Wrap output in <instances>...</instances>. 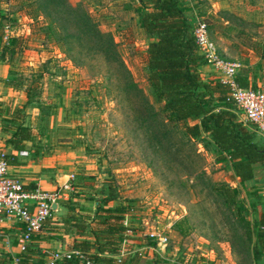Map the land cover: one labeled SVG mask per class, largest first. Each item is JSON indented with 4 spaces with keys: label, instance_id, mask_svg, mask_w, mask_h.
<instances>
[{
    "label": "rangeland",
    "instance_id": "1",
    "mask_svg": "<svg viewBox=\"0 0 264 264\" xmlns=\"http://www.w3.org/2000/svg\"><path fill=\"white\" fill-rule=\"evenodd\" d=\"M254 1L232 0L236 12L222 14L238 27L233 36L242 46L255 42L254 38L264 44V0L256 2L263 1L257 8L250 6ZM68 2L86 11L100 31L111 35L131 81L153 111L134 110L138 100L124 89L122 79L88 54L85 46L69 45L73 50L67 51L51 20L41 17L32 0H0L2 34L7 31L8 41L16 38L4 61L7 81L25 99L17 108L21 122L47 139L45 147L73 151L71 181L83 197L105 196L112 189V202L123 201L129 207L124 215L132 233L141 230L165 237L164 251L176 263L261 264L262 260L252 259L241 223L254 221L264 207V184L249 186L250 190L234 186L229 164L215 159L205 135L189 141L181 124L169 121L162 126L160 103L146 80L148 38L134 14L129 17L131 11L118 14L120 5L104 8L100 2L94 6L95 0ZM254 18L260 21L250 22ZM76 48L83 54L79 63L68 57L76 55ZM237 56L231 58L241 62ZM150 128L166 133L162 145L149 138ZM220 183L236 188L239 209L224 206L210 188Z\"/></svg>",
    "mask_w": 264,
    "mask_h": 264
},
{
    "label": "trees",
    "instance_id": "2",
    "mask_svg": "<svg viewBox=\"0 0 264 264\" xmlns=\"http://www.w3.org/2000/svg\"><path fill=\"white\" fill-rule=\"evenodd\" d=\"M138 1L140 8L137 21L148 38L144 48L146 80L156 101L160 103L159 122L162 126L169 121L181 124L183 137L189 141L201 134L205 135L212 145L215 159L229 164L231 180H252L254 167H264V142L259 141L261 136L227 100V86L216 78L201 79L198 66L202 63V57L197 53L193 41V20L186 14L188 7L181 0ZM32 3H35L41 17L51 20L60 40L67 45V51L73 50V46L69 45L85 46L88 54L108 64L116 76L122 79L124 89L138 100L134 110L146 113L153 111L145 96L131 81L111 35L100 31L86 11L79 6H71L68 0H32ZM1 28L0 19V60H5V53L16 43V38H10L5 44ZM76 52V55L69 53L68 57L79 63L78 57L83 54L77 48ZM257 53L264 59V50ZM239 70L235 74L237 84L253 88L248 86L244 72ZM153 115L151 113L149 117ZM147 120V116L144 117V121ZM149 132V138L162 145L166 133L152 128ZM30 133L28 127L18 123L7 141L15 150L23 149V142L31 138ZM212 187L224 206L240 208L235 187L223 183L211 184ZM114 194L109 189L107 195L94 197L96 206L86 227L93 235L95 252L89 254L80 249L94 262H125L123 254L118 253L120 240L129 236L125 234L126 229L133 230L130 226L122 225L124 213L129 207L123 201L113 203ZM87 219L81 216L77 221ZM84 226L80 224V227ZM241 226L251 244L252 259L262 260L261 264H264V209L259 210L251 223L243 219Z\"/></svg>",
    "mask_w": 264,
    "mask_h": 264
},
{
    "label": "crops",
    "instance_id": "3",
    "mask_svg": "<svg viewBox=\"0 0 264 264\" xmlns=\"http://www.w3.org/2000/svg\"><path fill=\"white\" fill-rule=\"evenodd\" d=\"M137 4L138 0H135ZM182 4L188 7L187 16L192 17L190 8L194 9L201 17L208 20L209 40L216 46L221 55L226 58L239 55L241 59V70L246 76L248 86L260 88L264 92V59L260 58L258 51L264 50V44L255 39L249 45H241L233 35L238 30L235 24L223 17L222 14L230 15L236 12L232 7V0H181ZM252 1V0H251ZM255 0L252 7H258ZM100 2L104 8L108 4L120 5L118 14L131 11L130 18L134 14V20H138L139 4L130 5L124 0H95L91 2L94 6ZM122 4H124L122 6ZM102 6V5H101ZM122 7V8H121ZM260 7V6H259ZM244 20L243 18H241ZM250 22H259L257 18L249 19ZM262 22H264L262 20ZM141 31L143 32L142 28ZM232 31V32H231ZM231 33V34H230ZM237 47V50L235 49ZM239 50H246L247 53H239ZM234 51L235 54H232ZM237 52L239 54H237ZM197 53H199L197 51ZM238 57V56H237ZM237 60V59H235ZM238 61V60H237ZM198 72L202 80L218 79L213 69L203 62L198 66ZM8 65L0 60V151L7 155L8 170L12 174L20 176L27 188L38 186L45 190L55 189L60 186V195L54 203L53 213L50 219L44 222L39 232L31 236L26 250L20 253L17 248V238L21 234V224L15 220L0 221V264H46V258L50 251L55 249L77 248L92 254L95 252L93 235L88 230L87 223L90 215L95 209L96 202L91 197H83L80 187L73 186L69 178L73 172V164L76 162L73 151L63 146L45 147L48 144L43 136L30 133V140L24 141V148L15 150L7 139L16 124H21L17 108L25 103L23 94H18L9 83ZM264 142L262 137H259ZM45 147V148H44ZM48 151V152H46ZM20 152H23L22 154ZM233 185L245 190L253 189L254 186L264 184V167L255 166L252 180L238 182L231 180ZM253 186V187H252ZM244 187V188H243ZM264 200V199H263ZM264 209V207H262ZM84 216L86 221L80 220ZM125 217V215H124ZM76 219V220H75ZM127 223V217H125ZM80 224H85L80 227ZM149 234L136 230L135 233L121 238L119 254L125 257L124 264H174L176 263L169 254L165 253L164 247L157 246L155 239L147 238ZM105 255H107L105 253ZM118 257V256H117ZM18 258V261H14ZM56 264H80L76 260L60 261Z\"/></svg>",
    "mask_w": 264,
    "mask_h": 264
},
{
    "label": "built area",
    "instance_id": "4",
    "mask_svg": "<svg viewBox=\"0 0 264 264\" xmlns=\"http://www.w3.org/2000/svg\"><path fill=\"white\" fill-rule=\"evenodd\" d=\"M190 10L193 20V41L202 57V62L210 66L218 80L227 86V100L240 113L242 119L251 124L254 131L264 139V92L260 88L241 87L237 84L235 74L241 67V63L219 53L216 46L209 40L208 25L205 19L194 9L190 8ZM8 39L9 35L7 31H4L3 42L7 43ZM71 177L72 175L69 176ZM59 195L60 186L52 190H45L38 186L27 188L20 176L9 172L6 154L0 151V221L15 220L21 224V234L17 238V248L20 253L25 252L31 236L39 232L44 222L51 218L52 204ZM121 223L126 227L129 226L125 217ZM125 234L131 235V229H126ZM148 234L149 237L155 236L157 246L165 247V237ZM116 259L119 261L118 258ZM70 260H76L80 264H103L92 261L77 248L50 251L46 264ZM14 261L17 262L18 258Z\"/></svg>",
    "mask_w": 264,
    "mask_h": 264
},
{
    "label": "water",
    "instance_id": "5",
    "mask_svg": "<svg viewBox=\"0 0 264 264\" xmlns=\"http://www.w3.org/2000/svg\"><path fill=\"white\" fill-rule=\"evenodd\" d=\"M53 207H54V204H52V209H53Z\"/></svg>",
    "mask_w": 264,
    "mask_h": 264
}]
</instances>
